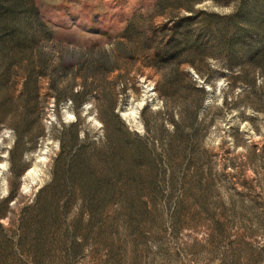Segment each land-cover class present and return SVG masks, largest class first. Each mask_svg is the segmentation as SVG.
<instances>
[{
	"label": "rangeland",
	"instance_id": "374dc122",
	"mask_svg": "<svg viewBox=\"0 0 264 264\" xmlns=\"http://www.w3.org/2000/svg\"><path fill=\"white\" fill-rule=\"evenodd\" d=\"M226 1L0 0V264H264V60L155 57Z\"/></svg>",
	"mask_w": 264,
	"mask_h": 264
},
{
	"label": "trees",
	"instance_id": "16d2710c",
	"mask_svg": "<svg viewBox=\"0 0 264 264\" xmlns=\"http://www.w3.org/2000/svg\"><path fill=\"white\" fill-rule=\"evenodd\" d=\"M233 9L226 14L193 10L169 19L160 26L162 40L155 49L158 63L171 60L191 63L195 57L216 56L226 69L241 59L259 63L264 60V13L256 22L264 0H227ZM153 30L150 37L153 38ZM11 195L0 200L6 204ZM1 215V214H0Z\"/></svg>",
	"mask_w": 264,
	"mask_h": 264
},
{
	"label": "bare ground",
	"instance_id": "6f19581e",
	"mask_svg": "<svg viewBox=\"0 0 264 264\" xmlns=\"http://www.w3.org/2000/svg\"><path fill=\"white\" fill-rule=\"evenodd\" d=\"M30 172V171H29Z\"/></svg>",
	"mask_w": 264,
	"mask_h": 264
}]
</instances>
